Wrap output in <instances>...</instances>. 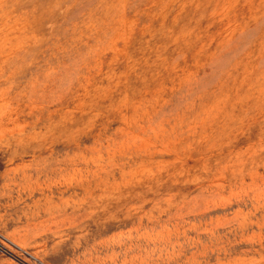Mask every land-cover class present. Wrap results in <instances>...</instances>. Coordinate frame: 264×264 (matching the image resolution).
I'll return each mask as SVG.
<instances>
[{
	"label": "rangeland",
	"instance_id": "1",
	"mask_svg": "<svg viewBox=\"0 0 264 264\" xmlns=\"http://www.w3.org/2000/svg\"><path fill=\"white\" fill-rule=\"evenodd\" d=\"M0 264H264V0H0Z\"/></svg>",
	"mask_w": 264,
	"mask_h": 264
}]
</instances>
